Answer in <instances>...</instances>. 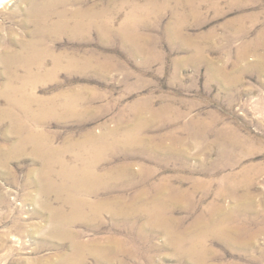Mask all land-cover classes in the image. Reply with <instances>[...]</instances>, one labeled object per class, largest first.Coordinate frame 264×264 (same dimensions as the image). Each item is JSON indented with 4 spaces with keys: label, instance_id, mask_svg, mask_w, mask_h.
Segmentation results:
<instances>
[{
    "label": "rangeland",
    "instance_id": "374dc122",
    "mask_svg": "<svg viewBox=\"0 0 264 264\" xmlns=\"http://www.w3.org/2000/svg\"><path fill=\"white\" fill-rule=\"evenodd\" d=\"M55 1L0 0V264H264V0ZM79 154L99 212L52 188Z\"/></svg>",
    "mask_w": 264,
    "mask_h": 264
},
{
    "label": "bare ground",
    "instance_id": "6f19581e",
    "mask_svg": "<svg viewBox=\"0 0 264 264\" xmlns=\"http://www.w3.org/2000/svg\"><path fill=\"white\" fill-rule=\"evenodd\" d=\"M44 1V0H43ZM50 1V0H49ZM57 1V0H56ZM55 1V2H56ZM64 1V0H63ZM37 2V1H36ZM48 2V1H47ZM54 2V1H53ZM45 3V2H44ZM52 3V2H51ZM50 3V4H51ZM39 4V3H38ZM48 4V3H47ZM46 4V5H47ZM56 4V3H55ZM36 5V4H35ZM43 5V4H42ZM39 6V5H38ZM37 6V7H38ZM44 6V5H43ZM43 6L42 7H40L39 6V9L40 10H42L41 11V17H42V15L44 16L43 18H44V21H43V23H44V26L43 27H41V30L40 31H42L43 32V28L44 29H46L47 27H48V24L49 23H51V22H49L48 21V12H46L45 10H44V8H43ZM32 7V6H31ZM36 7V8H37ZM49 7V6H48ZM48 7H46L45 6V9L46 8H48ZM54 8H55V5L53 6ZM52 7V8H53ZM35 9V8H34ZM33 9V10H34ZM36 10V12H38L37 11V9H35ZM49 10V9H48ZM47 10V11H48ZM61 11V10H60ZM51 12V11H50ZM63 12V11H62ZM81 12V11H80ZM87 12V11H86ZM54 13H56V10L54 11ZM58 13V12H57ZM32 14V13H31ZM61 14V13H60ZM63 14V13H62ZM76 14V13H75ZM74 14V15H75ZM37 15H38V13H37ZM36 15V16H37ZM54 15V14H53ZM56 15V14H55ZM58 15V14H57ZM80 15V14H79ZM79 15H75V17L76 16H79ZM83 15V14H82ZM85 15H87L88 17H89V13L87 14H85ZM60 16V15H59ZM62 16V15H61ZM63 16H65V14L63 15ZM40 17V16H39ZM39 17H37V19L39 18ZM50 17V16H49ZM58 17V16H57ZM51 18V17H50ZM53 18V17H52ZM64 18V17H63ZM63 18H61V19H63ZM41 19V18H40ZM40 19H39V21H40ZM54 19V18H53ZM64 19H66V17L64 18ZM75 19H77V18H75ZM42 20V19H41ZM55 20V19H54ZM53 20V21H54ZM57 20V19H56ZM66 20H69V19H66ZM65 20V21H66ZM52 21V22H53ZM58 21V20H57ZM60 21V20H59ZM64 21V20H63ZM70 21V20H69ZM60 22H62V21H60ZM68 22V21H67ZM67 22H63V25H67L68 23ZM82 22L84 23V21L82 20ZM91 20H89V24H85V25H88L89 27H91ZM42 23V22H41ZM70 23V22H69ZM75 23V25H74V27H78V29H79V27H81L82 26V23H81V21H79V18H78V21L77 22H74ZM58 24V23H57ZM40 25V24H39ZM58 25H60V24H58ZM62 25V24H61ZM50 26V25H49ZM68 26V25H67ZM52 27V26H51ZM58 27V26H57ZM69 28H70V25L68 26ZM85 27V26H84ZM39 28V27H38ZM50 28V27H49ZM64 27H62V29H63ZM40 29V28H39ZM51 29V28H50ZM49 29V30H50ZM54 29V28H53ZM68 29V28H67ZM66 29V30H67ZM81 29V28H80ZM47 30V29H46ZM70 30V29H69ZM77 30V29H76ZM76 30H74V31H76ZM83 29H81V31H82ZM79 31V30H78ZM42 32H39V33H42ZM77 32V31H76ZM38 33V34H39ZM263 38V37H262ZM33 40V39H32ZM38 41V40H37ZM34 42V41H33ZM34 43H36V42H34ZM37 44H39V43H37ZM26 45H28V44H26ZM30 45V44H29ZM28 45V46H29ZM32 45V44H31ZM25 47V46H24ZM36 47V46H35ZM39 47V46H38ZM258 47H261V48H263L264 49V39H261L260 38V40H259V43H258ZM26 48H27V46H26ZM31 48H33L32 46H31ZM33 49H35V48H33ZM39 49V48H38ZM246 50V49H245ZM25 51V50H24ZM30 50H28L27 51V53H29V54H32L31 53V51L29 52ZM37 52V51H36ZM20 53H23L22 52V50H21V52ZM19 53V54H20ZM25 53L26 52H24L23 54L25 55ZM18 53H17V55H19ZM34 54H35V52H34ZM22 55V54H21ZM28 55V54H27ZM40 55V54H39ZM30 56H33V55H30ZM30 56H29V58H30ZM26 57V56H25ZM37 57V56H36ZM60 57V56H59ZM20 58V57H19ZM33 57H31L30 59H32ZM58 58V57H57ZM61 58V57H60ZM22 59V58H21ZM28 59V58H27ZM29 59V60H30ZM73 59V58H72ZM57 60V59H56ZM74 60V59H73ZM259 60L260 61H264V51H262V52H260V54H259ZM24 61V60H23ZM28 61V60H27ZM26 61V62H27ZM70 61V60H69ZM60 62V61H59ZM72 62V61H71ZM24 63V62H23ZM28 63V62H27ZM43 63V62H42ZM58 63V62H57ZM29 67V66H28ZM30 71V70H29ZM37 74V73H36ZM27 84H25V86H26ZM23 86V85H22ZM22 88V87H21ZM24 88V87H23ZM8 90V89H7ZM24 90V89H23ZM24 92H25V90H24ZM27 92V91H26ZM24 94V93H23ZM13 95V94H12ZM29 95H31V94H29ZM35 96V95H34ZM34 96L33 97H31V96H26V95H23L22 97H20V98H18L17 100L15 99L14 101H15V103L16 104H21V106H23V108L22 109H24V113H26V114H28V116H29V118H31L30 120H34V118H36L37 116V114L35 115L34 113H33V111H32V104H34V103H36V101L37 102H41L42 103V99L41 98H34ZM12 97H14V96H12ZM70 97H73V96H70ZM69 97V98H70ZM75 97V96H74ZM15 98V97H14ZM53 99V98H52ZM74 99V98H73ZM72 99V100H73ZM12 100V99H11ZM67 100V99H66ZM41 103L39 104V105H41ZM47 103V102H46ZM46 103H45V105H46ZM66 103V102H65ZM68 103V102H67ZM73 103V102H72ZM74 104H75V102H74ZM43 105V104H42ZM71 105V104H70ZM73 105V104H72ZM18 106V105H17ZM42 107H44V106H42ZM41 107V108H42ZM71 107V106H70ZM45 109V108H44ZM70 109V108H69ZM73 109V108H72ZM21 110V109H20ZM52 110V109H51ZM14 111H15V109H14ZM9 113V112H8ZM15 113V112H14ZM13 112H12V114H14ZM11 114V113H10ZM16 114H18V113H16ZM15 114V115H16ZM20 115V114H19ZM24 115V114H23ZM22 115V116H23ZM14 116V115H13ZM12 116V117H13ZM27 116V115H26ZM36 116V117H35ZM15 117V116H14ZM16 117H17V115H16ZM15 117V118H16ZM41 117V116H40ZM18 120V119H17ZM23 120V119H22ZM28 120V119H27ZM27 120H25V121H27ZM39 120V119H38ZM21 121V120H20ZM24 121V120H23ZM40 121V120H39ZM14 122V121H13ZM18 122V121H17ZM30 122V121H29ZM32 122V121H31ZM34 122V121H33ZM28 123V122H27ZM35 123V122H34ZM25 124V123H24ZM33 124V123H32ZM15 126V125H14ZM17 127H19V125H16ZM18 129V128H17ZM17 129H15V130H17ZM26 130V132L25 133H23V136H22V138H20V140H19V142H20V145H26V144H28V143H31V144H33L34 145V148H35V150L37 151V152H41V154H42V151H44L45 149H46V152H49V153H52V154H54L53 152H57V148L55 147V146H53V144L52 143H50V142H47V141H44L42 138V136H41V132L39 133L38 131H37V129H35L33 126H28V125H24L22 128H21V132H22V130ZM24 130V131H25ZM19 132V131H18ZM20 133V132H19ZM18 134V133H17ZM20 137V136H19ZM120 138H118V136H117V138L116 137H114L112 140H108V137H106V136H101V138H99L98 139V141H94L95 139H94V136H92V139H91V141H86V142H83V143H81V144H79V145H82V146H80V148L82 147H84L83 149H85V150H88V149H93V150H91L92 151V153H93V151H99V150H101V148H105V147H107L108 145L110 146V145H112V146H114L115 145V143H120L122 140H124L125 142L126 141H129L130 139H132L131 138V135L130 134H126V136L123 138V139H121V140H119ZM137 139V138H136ZM48 140V139H47ZM90 140V139H89ZM97 140V139H96ZM82 142V141H81ZM140 142V141H139ZM18 144V143H17ZM17 147V146H16ZM18 147H20V146H18ZM23 147H25V146H23ZM22 147V148H23ZM34 150V151H35ZM90 151V152H91ZM56 154V153H55ZM47 153H44L42 156L45 158V160H46V162L45 163H47L48 165L46 166L47 167V169H46V171L48 172V175L47 176H49L50 178L52 177V175H51V172L53 171V170H55V169H53L54 167L52 166V161L51 160H49L48 159V157H47ZM81 155H83V154H79L78 155V159L80 160V165H69V164H67L65 161H64V159H62L61 158V160L59 159V160H57V161H61V164L60 165H62L61 166V169L58 171V175L59 176H61L62 178H63V182L61 181V183H63V184H61L60 186H56V185H53V183H51V185H52V188L53 187H55V188H57L60 192H61V194H65L66 196V198H65V201L66 202H68V203H71L72 204V208H73V210L74 211H76V212H79L80 214H81V212H82V210L84 209V207H86L87 205H89L90 204V202L89 203H87L86 202V200H88V197H86L87 199L85 200V198H84V196L85 195H87V194H92V193H95V192H97V190L99 189L98 188V186H99V184H100V182H101V180L103 179V175H101L98 171H97V169H95L96 167H97V164H98V162L99 161H97V159L96 158H93V159H90V157L87 159V157L85 158L84 156L82 157ZM41 156V157H42ZM88 156H89V154H88ZM93 156V155H92ZM97 156V155H96ZM49 157H51V156H49ZM60 163V162H59ZM43 174V173H42ZM41 174V175H42ZM244 174V173H243ZM45 175H46V173H45ZM54 176V175H53ZM44 177V176H43ZM53 179H54V177H53ZM47 180H49V179H47ZM108 180V179H107ZM106 180V181H107ZM51 182V181H50ZM49 182V183H50ZM56 182V181H55ZM48 184V183H47ZM55 184V183H54ZM48 186V185H47ZM43 187H44V185H43ZM48 188V187H47ZM50 188V187H49ZM54 188V189H55ZM43 189V188H42ZM45 190V189H44ZM50 190H51V188H50ZM56 190V189H55ZM54 191V190H53ZM55 192V191H54ZM59 192V193H60ZM56 193H57V191H56ZM59 193H58V197L60 196L59 195ZM248 194V193H247ZM62 195V196H63ZM251 196V195H250ZM242 197V196H241ZM114 198V197H113ZM63 199V198H62ZM246 199V198H245ZM104 200V199H103ZM114 200V199H113ZM116 200V199H115ZM92 202V201H91ZM107 202V201H106ZM70 204V205H71ZM248 204H249V202H248ZM104 205V204H103ZM102 205V206H103ZM91 206V208L90 209H92L93 210V212L95 211V212H99V211H101V209H102V206L101 205H99V204H96L95 203V201H94V203H92V204H90L89 205V207ZM108 206V205H107ZM109 207V206H108ZM137 207V206H136ZM103 208H104V206H103ZM110 208V207H109ZM56 210V209H55ZM60 210V209H59ZM124 210V209H123ZM85 211V210H84ZM113 211V210H112ZM111 211V212H112ZM122 211V210H121ZM130 211H132V210H130ZM114 212H116L115 210H114ZM124 212V211H123ZM58 213H60L59 211H58ZM74 215V214H73ZM75 216H76V214H75ZM77 216H79V214L77 215ZM59 218V217H58ZM64 221H65V219H64ZM63 222V220L61 221V223ZM59 225L61 226V227H63L60 223H59ZM54 226H56V225H54ZM224 227V226H223ZM53 228H55V227H53ZM225 228H226V226H225ZM224 229V228H223ZM222 229V230H223ZM226 230V229H225ZM224 231V230H223ZM222 233V232H221ZM236 233V232H235ZM76 246H77V249L79 248L81 251H83L84 250V248H86L88 245L85 243V242H83V241H79L77 244H75ZM87 245V246H86ZM118 246V245H117ZM89 248V247H88ZM87 248V249H88ZM113 248V247H112ZM116 248V247H115ZM86 250V249H85ZM78 251V250H77ZM91 251V253L93 252V251H95V250H90ZM104 251H110V250H108V249H106V250H104ZM104 251H102V253L103 254H107L108 252H105L104 253ZM97 254V253H96ZM101 254V253H100ZM109 255V254H108ZM111 256V255H110ZM108 257V256H107Z\"/></svg>",
    "mask_w": 264,
    "mask_h": 264
}]
</instances>
